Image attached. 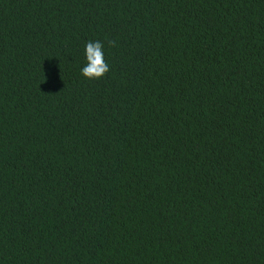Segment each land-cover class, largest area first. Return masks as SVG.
<instances>
[{"label": "trees", "instance_id": "obj_1", "mask_svg": "<svg viewBox=\"0 0 264 264\" xmlns=\"http://www.w3.org/2000/svg\"><path fill=\"white\" fill-rule=\"evenodd\" d=\"M0 264H264V0H0Z\"/></svg>", "mask_w": 264, "mask_h": 264}, {"label": "clouds", "instance_id": "obj_2", "mask_svg": "<svg viewBox=\"0 0 264 264\" xmlns=\"http://www.w3.org/2000/svg\"><path fill=\"white\" fill-rule=\"evenodd\" d=\"M110 46L115 41H109ZM87 64L82 68V75L89 80H99L109 72V64L104 59V45L101 41H88L85 45Z\"/></svg>", "mask_w": 264, "mask_h": 264}]
</instances>
